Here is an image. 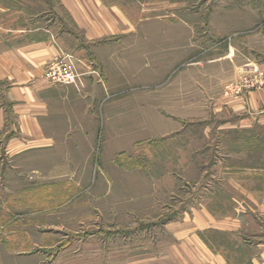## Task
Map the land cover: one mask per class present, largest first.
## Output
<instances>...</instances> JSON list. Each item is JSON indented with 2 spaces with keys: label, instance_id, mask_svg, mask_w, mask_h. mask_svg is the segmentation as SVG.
Wrapping results in <instances>:
<instances>
[{
  "label": "rangeland",
  "instance_id": "374dc122",
  "mask_svg": "<svg viewBox=\"0 0 264 264\" xmlns=\"http://www.w3.org/2000/svg\"><path fill=\"white\" fill-rule=\"evenodd\" d=\"M104 2L145 23L137 49L157 68L122 53L108 79L63 0H0L7 24L53 34L45 78L74 54L95 68L80 87L104 92L87 158L11 146L18 132L0 124V264H251L264 249V114L239 108L264 87V0ZM113 37L101 41L128 38Z\"/></svg>",
  "mask_w": 264,
  "mask_h": 264
},
{
  "label": "crops",
  "instance_id": "0c3cea01",
  "mask_svg": "<svg viewBox=\"0 0 264 264\" xmlns=\"http://www.w3.org/2000/svg\"><path fill=\"white\" fill-rule=\"evenodd\" d=\"M63 1L85 38L97 41L92 52L108 79L117 77V74L107 69L106 62L118 65L122 53L140 67L147 58L148 67L157 68L151 48L145 51L137 49L140 38L144 43L150 42L147 37L136 38L139 36L137 30L145 23L132 22L119 6L107 5L104 0ZM152 6L143 5L141 10L150 11ZM8 11L9 8L0 7L1 14ZM6 21L0 17V84L3 87L0 90V124L13 127L11 130L18 132L11 140V146H22L26 142L30 145L23 150H39L64 143L69 144L66 151L80 149L83 157L87 158L89 143L97 138V130L90 127L99 124L97 111L102 109L104 94L101 86L94 85L92 81L83 87L49 83L45 78V64L58 52L53 34H49L48 29L44 30V37H35V28L9 25ZM121 34H127L128 38L101 41ZM55 40L57 42L56 37ZM2 102L12 105L14 116L10 121L5 120ZM243 102L239 110L254 115L252 120L257 122L255 115L264 114V87L251 92ZM231 108L237 110L234 103ZM251 264H264V249Z\"/></svg>",
  "mask_w": 264,
  "mask_h": 264
},
{
  "label": "built area",
  "instance_id": "2783aa9c",
  "mask_svg": "<svg viewBox=\"0 0 264 264\" xmlns=\"http://www.w3.org/2000/svg\"><path fill=\"white\" fill-rule=\"evenodd\" d=\"M91 73H95L92 61L76 58L74 54L60 55L49 63L46 70V79L53 85L80 87L87 75Z\"/></svg>",
  "mask_w": 264,
  "mask_h": 264
}]
</instances>
